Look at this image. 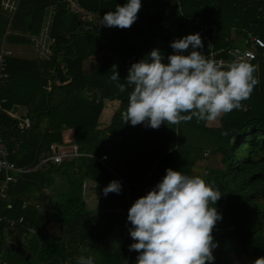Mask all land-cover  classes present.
<instances>
[{
  "label": "trees",
  "instance_id": "16d2710c",
  "mask_svg": "<svg viewBox=\"0 0 264 264\" xmlns=\"http://www.w3.org/2000/svg\"><path fill=\"white\" fill-rule=\"evenodd\" d=\"M126 2L19 0L10 14L0 0V49L10 50L9 77L0 86V97L6 100V110L17 105L31 120L21 130L16 118L6 112L0 115V137L9 160L24 170L10 184L7 197L0 199V261L40 264L34 258L38 227L42 243L38 260L52 259L46 264H59L56 257L63 264H77L81 247L90 249L85 255H92L95 264H136L133 254L128 258V208L170 167L200 175L207 183L215 181L222 194L215 205L222 219L214 227L218 246L212 264H252L264 256V47L253 46L249 38L254 35L264 41V0H141L130 28L98 24L106 11ZM193 17L215 27L216 35L211 28L201 33ZM192 33L200 34L203 48L197 50L207 57L211 49L232 46L255 52L250 63L257 66L259 84L243 102L244 108L208 123L193 118L179 125L161 124L158 129L123 123L121 113L131 88L121 93L110 82L112 65L125 83L132 63L153 48L167 63L173 53L170 42ZM112 102L118 107L101 127L105 106ZM67 130L72 145L94 157L40 164L53 153L51 145H64ZM111 144L114 149H108ZM106 151L109 159L99 162ZM54 174L66 177L67 186L47 206L39 185L51 186ZM3 180L0 172V187ZM112 180L120 182L121 191L104 195L103 188ZM85 181L93 183L94 210L85 205ZM34 192L38 197L32 199ZM51 220L64 226L61 242V237L51 239L43 229ZM9 242L27 248L30 259L10 249Z\"/></svg>",
  "mask_w": 264,
  "mask_h": 264
},
{
  "label": "clouds",
  "instance_id": "9594fccd",
  "mask_svg": "<svg viewBox=\"0 0 264 264\" xmlns=\"http://www.w3.org/2000/svg\"><path fill=\"white\" fill-rule=\"evenodd\" d=\"M141 6V0L117 4L99 17L98 24L128 29ZM170 47L173 53L167 63L158 48L132 63L125 83L112 65L110 82L121 93L131 88L121 113L123 123L158 129L161 124L179 125L193 118L215 122L242 110L259 84L257 66L249 61L223 63L198 51L203 48L199 33L174 39ZM121 187L118 180H112L103 194H119ZM221 197L215 181L207 183L200 175L167 168L162 179L128 208L129 235L135 241L129 250L138 253L136 264H212L218 246L212 232L222 219L215 205ZM89 251L81 247L77 264H95L92 255H85ZM252 264H264V256Z\"/></svg>",
  "mask_w": 264,
  "mask_h": 264
},
{
  "label": "built area",
  "instance_id": "2783aa9c",
  "mask_svg": "<svg viewBox=\"0 0 264 264\" xmlns=\"http://www.w3.org/2000/svg\"><path fill=\"white\" fill-rule=\"evenodd\" d=\"M19 0H17L18 2ZM174 1H178V0H174ZM13 9V7H12ZM192 23L200 28V32H205L208 29L211 28V32L212 35H216L217 30L215 27L213 26H208L207 24L203 23L201 21L200 18L198 17H193L191 18ZM249 42L253 44V46L258 47V48H262L264 47V41L263 39L257 37V36H250L249 38ZM10 54V50L5 49V48H1L0 49V86L3 84V82L8 79L9 77V73L6 70V56H8ZM208 57L215 59L219 62H223V63H229L233 60H247V61H251L255 58V52L250 49V48H242L239 46H232L229 47L227 49H211L210 52L208 53ZM5 99L0 97V115L4 112L10 114L11 116H13L14 118L17 119V128L18 129H26L30 126L31 120L27 115V111L23 110L21 113L18 112H13L12 109L6 110L3 106V104L5 103ZM57 150L49 155L44 156L41 160H40V164L43 163H52V164H58L63 162L64 159L66 158H71V157H80V156H90V157H94L91 154H86V153H82L79 151L78 146L76 144H73L70 149H66L63 148L61 145H56ZM51 148H54L53 145H51ZM107 154H102L100 157L97 158V160L101 163H104V161L107 159ZM24 170L22 168L17 167V165L12 162L11 160H9V151L7 149V147L5 146V144L3 143L1 137H0V172L4 173V180L3 183L0 187V199H5L7 197V193H8V189L9 186L12 182L15 181V178L17 176V174H21ZM16 173V175H15ZM116 212H122L121 209H116ZM2 218L0 217V220ZM7 223L12 226L14 225V221L11 219H6ZM18 221H21V218L18 219ZM131 224L128 223L125 226V231L127 232V236H128V240H129V245L134 243L135 241H133V239L131 238V236L129 235V229L131 228ZM213 232H217V228L213 229ZM134 255L135 258L137 257L138 253L135 251H130L128 249V258L131 255Z\"/></svg>",
  "mask_w": 264,
  "mask_h": 264
},
{
  "label": "crops",
  "instance_id": "0c3cea01",
  "mask_svg": "<svg viewBox=\"0 0 264 264\" xmlns=\"http://www.w3.org/2000/svg\"><path fill=\"white\" fill-rule=\"evenodd\" d=\"M5 3H7V5H9L7 7L8 9H11L12 8L11 7L12 6V0L10 2L5 1ZM4 8L6 9L5 5H4ZM22 111H23V109L21 110V108L18 106L17 112L18 113H21ZM63 139H64V145L62 144L61 146L63 148H66V149L69 148L72 145V143H71V131L70 130L64 131V138ZM52 151H53V153L55 152L54 151V148H52ZM22 173L20 175H18V177H21ZM51 180H52L51 181V184L52 185L51 186H48L47 188H45V187L43 188L42 186L39 185V191L44 195V197H45V204L47 206H50V200H51V198H53L55 200V198L57 196L56 193L61 192V191H64L65 188H66V186H67V178L66 177H63L62 175L54 174V175H52ZM92 185H93V183L91 181H85L84 184H83V197H84V201H85L86 208L88 210H94L97 207V200H96V197H95V192L92 190ZM46 194H48L49 197H50L49 198V205L47 204V198L45 196ZM31 197H32V199L37 198L38 197L37 196V192H34V195H31ZM37 205H38V203H37ZM51 213H52V210H50V214ZM57 224H58V222H56L54 220H51L43 228L44 231L48 234V236H52V237H54L56 239H58L59 237H61L62 234H63V232H64V226L62 225L63 226V230L61 231V228L59 226H57ZM213 236H216L215 237L216 238L215 241L218 243V236L217 235H213ZM21 240L23 242H25L27 240V238H23ZM19 246H21V245H19ZM4 264H6V263H4Z\"/></svg>",
  "mask_w": 264,
  "mask_h": 264
},
{
  "label": "water",
  "instance_id": "95a60500",
  "mask_svg": "<svg viewBox=\"0 0 264 264\" xmlns=\"http://www.w3.org/2000/svg\"><path fill=\"white\" fill-rule=\"evenodd\" d=\"M12 110H13V112H17L18 106L14 105ZM56 150H57V147L54 146V151H56ZM15 175H16V173H15ZM17 175H20V173L17 174ZM45 196L47 198V204L49 205V198L50 197H49L48 194H46ZM57 226H59L61 228V231L63 230V226L60 223H58ZM37 229H38V227L34 229L35 238L38 241V246H37L36 251L34 253V258L40 264L50 263L52 259H49V260L44 261V262L38 260V253H39V251L41 249L42 243H41V240L39 239V236H38V233H37ZM49 237L51 239L56 240V238H54L52 236H49ZM63 238H64V232H63V234L61 236L60 242L63 240ZM9 248L14 250L19 256L24 258L26 261H28L30 259V257H31V253L23 246H19V245H16L15 243H13V242H9ZM55 259H57L59 261V264H63V261L60 258L56 257ZM0 264H4V262L0 261Z\"/></svg>",
  "mask_w": 264,
  "mask_h": 264
},
{
  "label": "rangeland",
  "instance_id": "374dc122",
  "mask_svg": "<svg viewBox=\"0 0 264 264\" xmlns=\"http://www.w3.org/2000/svg\"><path fill=\"white\" fill-rule=\"evenodd\" d=\"M5 1H7V2H10L11 0H3V5H5V7H6V10H8V12L10 13V14H12L13 13V11L15 10V7H16V5H17V0H12V6L11 7H13V9L11 8V9H8L7 7L9 6V5H7V3H5ZM117 107H118V103L117 102H112V103H108V104H106V106H105V110H104V116L102 117V125H101V127L103 126H105L106 124H107V122L109 121V119H110V116H111V113L114 111V110H116L117 109ZM114 143V142H113ZM71 147V146H70ZM70 147L69 148H67V149H70ZM114 149L115 148V146L113 145V144H111L110 146H108V149ZM107 155H108V159H109V151H106L105 152ZM104 153V154H105ZM108 164H109V166L111 167V161L109 160L108 161ZM120 228H121V225L119 224L116 228H115V233L117 232H119V230H120ZM212 234L213 235H215L214 234V232H212Z\"/></svg>",
  "mask_w": 264,
  "mask_h": 264
}]
</instances>
